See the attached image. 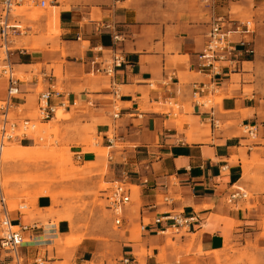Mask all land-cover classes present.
Returning <instances> with one entry per match:
<instances>
[{"label": "crops", "instance_id": "crops-1", "mask_svg": "<svg viewBox=\"0 0 264 264\" xmlns=\"http://www.w3.org/2000/svg\"><path fill=\"white\" fill-rule=\"evenodd\" d=\"M205 1L162 0L170 4L166 11H158L153 5L149 12L141 13L133 5L127 6V0H69L58 4L55 8L62 10L53 11L48 21L49 33L59 35L61 40L60 50L55 51L33 42H24L22 49L12 50L13 39L29 35L30 26L24 34L13 36L6 47L0 35V50L15 72L20 78L31 76L19 78V94L12 98L6 112L0 108V124L5 116L9 118L14 113L15 118L9 119L16 125V135H21L23 121L30 119L23 117L30 111L26 107L34 103L38 107V88L61 85L69 93L68 108H59L52 121H59L64 111L72 115L70 120L59 121L63 133L80 121L82 125L94 124L96 136L101 139L99 145L112 149L104 179L140 188L139 218L126 217L125 228L137 223L141 227L145 220L153 222L168 213L184 214L195 220L183 241L194 236L195 248L203 254L221 252L227 245L246 247L249 243L264 249V45L259 46L255 32L254 56L240 57L235 69L223 67L220 77L212 79L199 72L197 54L204 48L213 19L227 18L230 3H240L207 0L214 4L211 12ZM1 11L0 6V14ZM206 13L212 14L210 18ZM10 21L20 24L14 17ZM113 34L122 36L121 49L127 62L117 74L116 86L106 77L91 74L90 66L84 63L97 56L96 48H111ZM240 39L234 35L235 41ZM3 64L4 60L0 66ZM38 65L42 66L40 75L31 69ZM56 67H61L62 79L56 75ZM103 78L109 80V89L103 86ZM195 84L213 86L212 96H221V101H214L211 107L198 104L193 96ZM209 95L202 94L200 99ZM8 100V83L2 78L0 103ZM253 125L259 129L257 141H252L245 131L246 126ZM109 137H113V145ZM77 139L75 135L69 137L75 158L82 166L95 163L97 156L82 153ZM35 141L31 134L8 143L19 142V149L29 150L35 149ZM94 172L85 188H95L102 179L98 169ZM236 189L243 190L246 197L232 199ZM160 196L164 198L162 204ZM53 205L48 196L36 200L38 210ZM125 214H131L128 207ZM10 219L15 226L36 223L17 211L10 214ZM168 225L164 222L152 227L143 239L156 238L157 231ZM40 227L23 232V259L41 257L50 264L61 263L65 256L59 257L57 249L50 251L49 247L54 245L56 234L66 232L60 227ZM120 245L118 252L123 253L127 244ZM128 245L134 249L132 242ZM105 247V243L86 239L67 255L77 259L91 255L92 260ZM2 256L5 255L0 252ZM195 259L197 264H215L213 256ZM135 260L138 264L136 257Z\"/></svg>", "mask_w": 264, "mask_h": 264}, {"label": "rangeland", "instance_id": "rangeland-1", "mask_svg": "<svg viewBox=\"0 0 264 264\" xmlns=\"http://www.w3.org/2000/svg\"><path fill=\"white\" fill-rule=\"evenodd\" d=\"M19 1H21L20 4L15 7L13 12L14 19L20 21L23 32L27 31L25 29L27 26H30L32 32L29 35L13 39L14 41L10 45L11 49H22L21 44L24 42H33L40 44L41 48L45 50H60V37L49 33L48 21L53 11L62 10L55 7L58 4L67 3L69 0H45L47 2L45 8L39 7L37 0ZM161 1L127 0V6L133 5V9L141 13L149 12L153 5L157 6L158 11H166L170 4ZM239 2L230 3L226 17L230 16L232 20L249 23L251 29L256 32L259 46L264 45V3L255 4L249 0H240ZM134 3L136 8H134ZM204 5L207 11L210 9L212 12L214 4L211 1L206 0ZM206 14L207 18L212 15ZM61 50L63 51V48ZM62 53L64 55V51ZM5 57L4 51L0 50V63ZM41 67L38 65L31 69L36 74L39 72L40 75ZM56 69V75L62 79L61 67H56ZM16 74L20 78L19 73L16 72ZM89 77L98 78L93 75ZM30 78L31 76H24L20 79ZM39 79L42 80V76ZM102 81L103 86L109 89V80L103 78ZM58 88L63 89L61 85ZM43 90L44 88L40 86L37 94ZM221 99V96L213 97L215 102H219ZM26 108L30 111L23 117L36 120L37 107L35 103ZM175 112H178L176 107ZM9 118H15V114L11 113ZM70 119H72V115L64 111L59 121ZM59 121H52L48 124L35 121L37 122L35 128H31L29 131L36 138L33 146L35 149L22 150L16 146L20 145L19 142L6 143V148L10 147V149L4 154L1 173V187L11 211L25 205L27 208L23 210V213L34 222H39L47 228L55 227L57 230L60 227L63 232H66L65 235L56 234V238L53 239L54 245L49 247L50 251L56 248L59 257L65 256L61 263L55 264H74L81 260H91V255L80 259L75 258V255H67L69 250L86 239L106 244L103 253L93 257L92 264H103L104 262L113 264L123 253L132 251H134L133 255L137 258L138 264H197L195 257L204 255L213 256L215 264H264V249L251 243L246 247L227 245L221 252L203 254L201 249L195 248L194 236L188 242L183 241L187 236L185 232L177 234L170 230L166 234H156V238L143 239L147 232L142 231L139 223L128 228H125L124 225L117 228L106 200L108 192L115 182H107L104 179V176L108 174V157L112 149L102 148L99 145L101 139L96 136L94 124L82 125L80 121L78 124L68 127L63 133ZM71 135L78 138L76 143L82 145V153L90 152L97 156L95 163L81 165L70 147L69 137ZM119 146L116 144V147ZM94 169H98V174L102 176V179L95 188H85L84 184L95 175ZM129 187L133 192L132 203L128 206L131 214H125V218H139L142 206L141 191L139 187ZM40 196L51 197L54 202L53 207L44 211L38 210L36 200ZM159 201L162 204L164 198L160 196ZM147 223L149 220H145V224ZM138 234L140 236L136 238ZM128 242L134 244V249L129 247ZM122 243L127 245L124 252L121 253L120 250L119 253L118 248L121 249L120 244Z\"/></svg>", "mask_w": 264, "mask_h": 264}, {"label": "built area", "instance_id": "built-area-1", "mask_svg": "<svg viewBox=\"0 0 264 264\" xmlns=\"http://www.w3.org/2000/svg\"><path fill=\"white\" fill-rule=\"evenodd\" d=\"M19 0H0V35L3 40L4 47L10 44L11 38L18 34H24L22 25L17 22H11L10 17H14L13 12L15 7L20 4ZM38 6L45 8L47 2L39 0ZM254 30L251 29L249 23L242 24L239 21L227 19L225 17H217L213 19L211 28L207 34V40L202 52L197 54V70L205 73L211 78L221 76L223 67L237 68V61L243 55H255V47L253 41ZM240 36V41L234 40V35ZM113 46L109 49L98 47L95 53L97 56L84 62L91 68V74L96 76L108 77L111 84L116 86V77L120 70L127 65L126 57L121 49L123 38L120 34H113ZM241 47V48H239ZM5 79L8 83V98L9 100L3 103L0 108L7 111L11 106V100L19 94L20 79L17 77L12 64L7 58L4 59V64L0 66V79ZM213 85V84H212ZM213 86L205 84L194 85L193 96L196 97L198 104L211 107L214 103L212 92L215 91ZM211 93L208 98L201 100L200 95ZM56 101L57 104L52 102ZM69 93L63 89L49 87L47 90L40 92L37 119H26L23 121L21 135H16V125L5 116L0 124V252L5 256L0 258V264H46L44 258L37 257L33 261H26L21 255V248L26 244V239L23 235L24 231L42 229L40 223L36 222L30 226L13 225L10 214L13 212L9 209L5 195L2 190V154L11 139L22 138L31 135V128H35V121L48 122L56 117L59 108L66 110L68 108ZM118 113L115 114L117 117ZM245 131L252 141L258 139V127L256 125L246 126ZM110 145H113V137L108 138ZM231 198L240 199L246 197V193L241 189H236ZM106 200L108 209L112 214L114 224L117 228L123 227L125 220L126 208L132 203L133 192L125 182H115V185L108 192ZM27 206H19L17 211L23 214V210ZM194 217H187L184 214L168 213L162 217L154 219L153 222L143 223L141 229L143 232H150L152 227L156 228L164 222L169 223L166 227H161L157 234H166L172 230L174 233L189 232L192 228ZM151 227V228H150ZM135 256L132 253H124L113 264H135ZM92 260H81L74 264H92ZM103 264H108L104 262Z\"/></svg>", "mask_w": 264, "mask_h": 264}, {"label": "bare ground", "instance_id": "bare-ground-1", "mask_svg": "<svg viewBox=\"0 0 264 264\" xmlns=\"http://www.w3.org/2000/svg\"><path fill=\"white\" fill-rule=\"evenodd\" d=\"M40 7V6H39ZM106 78H108V77H106ZM109 79V78H108ZM9 149V147H5L4 148V150H3V154H2V159H3V157H4V154H6V152H7V150Z\"/></svg>", "mask_w": 264, "mask_h": 264}]
</instances>
